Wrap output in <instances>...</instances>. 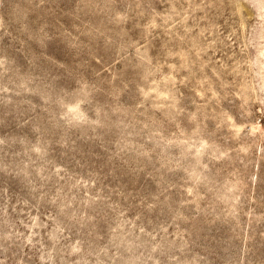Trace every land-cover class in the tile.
I'll return each instance as SVG.
<instances>
[{"label":"rangeland","instance_id":"rangeland-1","mask_svg":"<svg viewBox=\"0 0 264 264\" xmlns=\"http://www.w3.org/2000/svg\"><path fill=\"white\" fill-rule=\"evenodd\" d=\"M0 264H264V0H0Z\"/></svg>","mask_w":264,"mask_h":264}]
</instances>
